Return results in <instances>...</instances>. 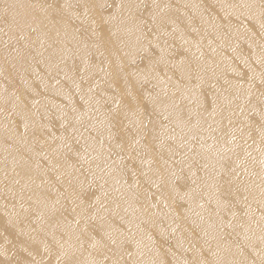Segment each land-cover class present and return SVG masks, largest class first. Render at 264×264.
<instances>
[{"label": "bare ground", "instance_id": "bare-ground-1", "mask_svg": "<svg viewBox=\"0 0 264 264\" xmlns=\"http://www.w3.org/2000/svg\"><path fill=\"white\" fill-rule=\"evenodd\" d=\"M0 264H264V0H0Z\"/></svg>", "mask_w": 264, "mask_h": 264}]
</instances>
